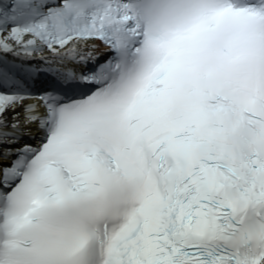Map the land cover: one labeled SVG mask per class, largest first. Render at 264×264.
I'll return each mask as SVG.
<instances>
[{
  "label": "snow or ice",
  "instance_id": "obj_1",
  "mask_svg": "<svg viewBox=\"0 0 264 264\" xmlns=\"http://www.w3.org/2000/svg\"><path fill=\"white\" fill-rule=\"evenodd\" d=\"M0 264H264V0H0Z\"/></svg>",
  "mask_w": 264,
  "mask_h": 264
}]
</instances>
